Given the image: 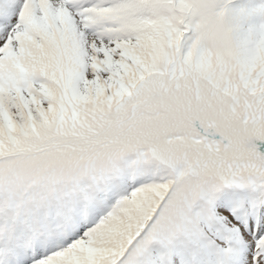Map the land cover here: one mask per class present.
Instances as JSON below:
<instances>
[{
    "label": "snow or ice",
    "instance_id": "6c2138e0",
    "mask_svg": "<svg viewBox=\"0 0 264 264\" xmlns=\"http://www.w3.org/2000/svg\"><path fill=\"white\" fill-rule=\"evenodd\" d=\"M0 264H264V0H0Z\"/></svg>",
    "mask_w": 264,
    "mask_h": 264
}]
</instances>
